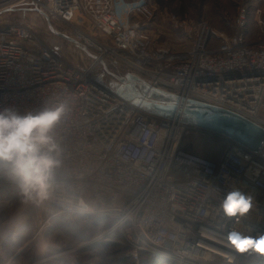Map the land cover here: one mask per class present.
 Masks as SVG:
<instances>
[{
	"label": "built area",
	"instance_id": "2783aa9c",
	"mask_svg": "<svg viewBox=\"0 0 264 264\" xmlns=\"http://www.w3.org/2000/svg\"><path fill=\"white\" fill-rule=\"evenodd\" d=\"M11 8L39 9L95 58L68 63L31 23L0 25V111L64 107L52 132L60 166L49 196L26 199L0 177V225L19 201H44L50 212L33 222L35 233L59 215L108 220L104 233L116 234L134 263L147 257L157 264H264L229 242L232 233L264 238V151L224 138L217 160L198 155L184 141L197 129L180 116L196 100L264 131V14L255 11L262 34L255 40L246 34L249 11L240 7L231 36L202 23L192 44L174 51L153 46L145 0H0L1 15ZM102 62L173 104V116L144 111L105 87L92 76ZM233 192L250 200L246 213L225 212ZM9 237L15 241L17 233Z\"/></svg>",
	"mask_w": 264,
	"mask_h": 264
},
{
	"label": "rangeland",
	"instance_id": "374dc122",
	"mask_svg": "<svg viewBox=\"0 0 264 264\" xmlns=\"http://www.w3.org/2000/svg\"><path fill=\"white\" fill-rule=\"evenodd\" d=\"M123 1L128 3L134 0ZM145 1L152 8V17L145 22V27L155 47L169 48L174 51L189 47L202 23L209 26L217 35L229 37L235 31L234 20L240 7H246L249 11L247 38L255 40L262 36L255 21V11L260 10L264 14V0ZM19 21L31 23L37 35L52 49L60 53L66 62L80 66L89 63L85 52L77 45L52 34L46 21L32 11L23 13L22 10L11 8L4 14H0V25L5 22ZM60 26L59 24L58 26L53 25L66 35L69 30ZM219 42L220 39L216 37L210 39L212 46H217ZM92 76L99 79L105 87L109 89L121 88L122 95H126L128 98L134 97L124 85L105 73L101 65L95 68ZM136 88L139 92L146 94L141 86L136 85ZM200 104L203 103L196 100L187 102L188 106ZM206 107L212 108L208 105ZM197 115L185 112L182 120L184 122L194 121L199 124L205 123L215 129L222 128L218 118L210 117L206 120L196 118ZM194 128L197 130L192 131L186 137L187 140H190L187 142L193 144V147L195 145L194 149L197 152H201V150L215 151L220 156L226 148V141L220 142L219 138L217 139L212 134L201 133L206 132L204 129ZM241 138L245 140V138ZM182 144H184L183 141ZM221 148L222 150L219 152L218 149ZM49 212L50 209L44 201L33 205L23 200L15 205L8 221L0 225V264H119L120 259L124 257H127L124 264L144 263L131 261L125 247L114 242L118 239L116 234L106 235L104 233L110 227L108 220L97 221L93 218L59 215L48 220L39 234L35 233L33 222L39 219L45 220ZM10 232L17 233L15 241L9 237ZM119 247H122L124 253H120ZM116 250L118 251L115 252ZM145 258L147 257H143V259Z\"/></svg>",
	"mask_w": 264,
	"mask_h": 264
},
{
	"label": "clouds",
	"instance_id": "9594fccd",
	"mask_svg": "<svg viewBox=\"0 0 264 264\" xmlns=\"http://www.w3.org/2000/svg\"><path fill=\"white\" fill-rule=\"evenodd\" d=\"M63 112L62 105L35 113L0 111V177L13 184L26 199L44 200L53 187L60 160L52 132ZM249 208L250 200L239 192L231 193L224 204L229 215L244 214ZM229 242L238 252L251 251L264 259V238L254 242L232 233Z\"/></svg>",
	"mask_w": 264,
	"mask_h": 264
},
{
	"label": "water",
	"instance_id": "95a60500",
	"mask_svg": "<svg viewBox=\"0 0 264 264\" xmlns=\"http://www.w3.org/2000/svg\"><path fill=\"white\" fill-rule=\"evenodd\" d=\"M33 11L37 12L38 15L46 21L48 29L52 34L77 45L90 58H95L94 55H92L85 47L81 46L76 40L61 33L59 28L56 29L55 27H53V25L49 22L48 18L42 11H40L37 8H35ZM50 44L53 45V43ZM101 66L105 71V73H107L112 78L116 79L119 83L124 85L130 91V93L134 97L133 98L129 97L128 99L131 100V102L137 105L139 108L154 115H158L162 117L171 118L173 116L175 112V106L173 104H165L160 100L152 99L150 96L154 94H150V93L143 94L139 92L136 88V84L133 81L114 74L108 69V67L103 62L101 63ZM117 92L120 95L123 94L121 88L119 89L117 88ZM206 106L207 105L204 104L190 105V106L186 104L180 114L181 121L184 122L182 118L185 112H192L195 115L198 114L196 118L199 119L207 120L210 117H216L218 118L220 125L222 126L221 129H215L209 126L208 124L205 123L199 124L194 121H187L184 123L193 127H199L200 129H204L206 132L208 131L210 134L232 140L250 150H255L258 152L264 151L263 149L264 131L260 127H258L257 125L246 119H243L239 116H236L222 109H218L209 105L208 106L212 108H207ZM227 129H229V131H227ZM241 137L245 138V140H243Z\"/></svg>",
	"mask_w": 264,
	"mask_h": 264
},
{
	"label": "trees",
	"instance_id": "16d2710c",
	"mask_svg": "<svg viewBox=\"0 0 264 264\" xmlns=\"http://www.w3.org/2000/svg\"><path fill=\"white\" fill-rule=\"evenodd\" d=\"M107 67H108V69L111 71V72H113L114 74H116V75H118V76H121V74L118 72V71H116L115 69H113L112 67H110V66H108L107 65ZM152 99H156V100H160V101H162L163 102V99H162V97H160V96H158V95H151L150 96ZM201 133H206V134H210L209 132H201ZM213 135V134H212ZM214 136H216L217 137V139L219 138V140L218 141H224V138L223 137H220V136H217V135H214ZM201 137H205V136H201ZM186 143H190V142H187V141H190L189 139L187 140V138H185V140H184ZM192 145V148H193V152L194 153H196V154H198V155H201V156H204V157H207V158H209V159H212V160H217L218 158H219V155L218 154H216V152L215 151H213V152H205L204 150L202 151L201 150V152H197L196 151V149H194V147H195V145H194V147H193V144H191ZM223 145H224V142H223ZM222 145V146H223ZM224 147V146H223ZM219 150V152H221V150H222V148L221 149H218ZM121 249V251H120V253H124V250L122 249V247H119V249L118 250H120ZM118 250H116L115 252H117ZM116 254V253H115ZM127 258V257H126ZM126 258L124 257V258H122V259H120V261H119V264H124L125 262H126ZM141 262H144V263H151V264H157V262L154 260V259H150V258H145V259H141ZM143 263V264H144ZM131 264V263H130Z\"/></svg>",
	"mask_w": 264,
	"mask_h": 264
},
{
	"label": "crops",
	"instance_id": "0c3cea01",
	"mask_svg": "<svg viewBox=\"0 0 264 264\" xmlns=\"http://www.w3.org/2000/svg\"><path fill=\"white\" fill-rule=\"evenodd\" d=\"M18 10H21V9H18ZM34 12L32 9H30L29 11H24V10H22V12Z\"/></svg>",
	"mask_w": 264,
	"mask_h": 264
}]
</instances>
